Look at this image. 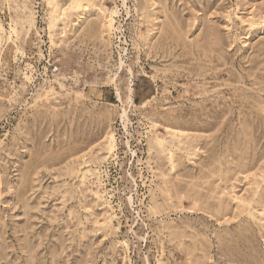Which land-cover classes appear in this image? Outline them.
Instances as JSON below:
<instances>
[{
  "label": "rangeland",
  "instance_id": "374dc122",
  "mask_svg": "<svg viewBox=\"0 0 264 264\" xmlns=\"http://www.w3.org/2000/svg\"><path fill=\"white\" fill-rule=\"evenodd\" d=\"M0 264H264V0H0Z\"/></svg>",
  "mask_w": 264,
  "mask_h": 264
},
{
  "label": "bare ground",
  "instance_id": "6f19581e",
  "mask_svg": "<svg viewBox=\"0 0 264 264\" xmlns=\"http://www.w3.org/2000/svg\"><path fill=\"white\" fill-rule=\"evenodd\" d=\"M118 12H115V14H117ZM124 63H123V61L121 60V65H123ZM131 71V70H130ZM132 72V71H131ZM133 83H132V81H131V85H130V87H129V101H131L132 102V97H133V92H134V88H133V85H132ZM116 92H117V95L119 96V98H120V100H121V102L123 103V101H122V96H121V93H120V91H119V89H116ZM128 111L129 110H127L126 108H123L122 109V114H121V118L123 119V120H128L129 121V119H128ZM127 123V122H126Z\"/></svg>",
  "mask_w": 264,
  "mask_h": 264
}]
</instances>
